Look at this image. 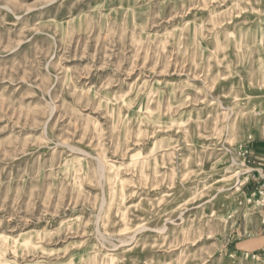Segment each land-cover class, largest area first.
<instances>
[{
    "label": "rangeland",
    "instance_id": "obj_1",
    "mask_svg": "<svg viewBox=\"0 0 264 264\" xmlns=\"http://www.w3.org/2000/svg\"><path fill=\"white\" fill-rule=\"evenodd\" d=\"M258 152L264 0H0V264H262Z\"/></svg>",
    "mask_w": 264,
    "mask_h": 264
},
{
    "label": "crops",
    "instance_id": "obj_2",
    "mask_svg": "<svg viewBox=\"0 0 264 264\" xmlns=\"http://www.w3.org/2000/svg\"><path fill=\"white\" fill-rule=\"evenodd\" d=\"M257 154L264 156V153L258 152ZM229 242H231V247L238 252L254 253L259 259L262 257L260 260H263L262 264H264V218L262 217L257 222H243L230 232Z\"/></svg>",
    "mask_w": 264,
    "mask_h": 264
},
{
    "label": "built area",
    "instance_id": "obj_3",
    "mask_svg": "<svg viewBox=\"0 0 264 264\" xmlns=\"http://www.w3.org/2000/svg\"><path fill=\"white\" fill-rule=\"evenodd\" d=\"M247 153V152H246ZM257 171V175L254 178L253 192L246 196L248 202L256 201L259 207L262 208V217L264 218V166L261 168H252ZM253 257H258L257 254H253Z\"/></svg>",
    "mask_w": 264,
    "mask_h": 264
}]
</instances>
